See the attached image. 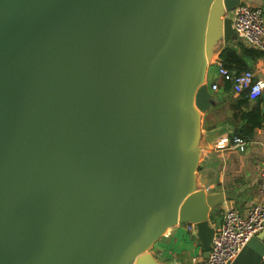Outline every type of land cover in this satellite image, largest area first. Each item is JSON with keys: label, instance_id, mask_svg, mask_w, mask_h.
Wrapping results in <instances>:
<instances>
[{"label": "water", "instance_id": "95a60500", "mask_svg": "<svg viewBox=\"0 0 264 264\" xmlns=\"http://www.w3.org/2000/svg\"><path fill=\"white\" fill-rule=\"evenodd\" d=\"M244 1L0 0V264H167L178 223L209 256L206 76ZM263 261L257 233L228 264Z\"/></svg>", "mask_w": 264, "mask_h": 264}, {"label": "crops", "instance_id": "0c3cea01", "mask_svg": "<svg viewBox=\"0 0 264 264\" xmlns=\"http://www.w3.org/2000/svg\"><path fill=\"white\" fill-rule=\"evenodd\" d=\"M246 1L264 6V0ZM233 43L235 41L227 45ZM219 63H221L220 55L207 69L206 82L212 93L213 102L210 108L202 113V129L206 135L214 136L208 143V148L203 151L197 168L199 174L206 178L205 183L199 181V175L196 181L200 188L205 189L207 195L222 196L210 209V220L216 227L222 223L224 210L227 207L245 210L263 199L260 191V171L264 165V121L261 126L252 127L251 121L243 115L244 110L255 106L264 113V91L256 99L248 98L249 101L242 107L241 113L239 109H233L242 95L232 89L229 92L223 90L222 78L214 79L211 83L208 81L210 66L216 65L218 70ZM250 69L264 79V54L250 62ZM213 82L219 83L217 90L211 89ZM235 111L238 113L235 114ZM247 127H252V130L247 138L241 137L246 140L244 148L233 146L234 138L240 137L238 130ZM219 142H223L225 146L216 148ZM189 225V223L170 225L149 251L167 264H191L194 258L205 257L201 241L195 231L189 230ZM259 233L264 239V229Z\"/></svg>", "mask_w": 264, "mask_h": 264}, {"label": "built area", "instance_id": "2783aa9c", "mask_svg": "<svg viewBox=\"0 0 264 264\" xmlns=\"http://www.w3.org/2000/svg\"><path fill=\"white\" fill-rule=\"evenodd\" d=\"M232 19L238 39L256 47L264 53V6L241 2L228 13ZM219 74L225 81L232 82L235 93H244L248 98L256 99L264 91V79L258 77L251 69L234 73L219 63ZM218 82H213L211 89L217 90ZM246 140L235 137L232 145L244 148ZM225 144L219 142L216 148ZM260 191L263 199L245 210L227 207L224 210L222 223L213 236L208 257L194 258L191 264H228L240 252L242 247L257 233L264 229V165L260 171ZM192 230V225L188 226Z\"/></svg>", "mask_w": 264, "mask_h": 264}, {"label": "trees", "instance_id": "16d2710c", "mask_svg": "<svg viewBox=\"0 0 264 264\" xmlns=\"http://www.w3.org/2000/svg\"><path fill=\"white\" fill-rule=\"evenodd\" d=\"M263 51L260 49L248 46L241 40H236L235 43L227 45L220 53V62L234 73H239L243 70L250 69V62L256 60L263 55ZM224 81L222 89L226 92L231 91L232 82ZM233 90V89H232ZM242 95L241 99L237 101L236 107L233 109H239L240 113L243 111L242 107L246 106L249 99L244 93H239ZM238 113L235 111V114ZM246 119H249L253 126H261L264 121V113L261 112L258 106L246 109L243 112ZM252 127L242 128L238 130V135L243 138H247L251 135ZM264 264V261L262 262Z\"/></svg>", "mask_w": 264, "mask_h": 264}, {"label": "rangeland", "instance_id": "374dc122", "mask_svg": "<svg viewBox=\"0 0 264 264\" xmlns=\"http://www.w3.org/2000/svg\"><path fill=\"white\" fill-rule=\"evenodd\" d=\"M248 3H250V2H248ZM221 78H222V76L219 74L216 65H211L210 66L209 77H208L209 83H211L214 79L219 80Z\"/></svg>", "mask_w": 264, "mask_h": 264}]
</instances>
